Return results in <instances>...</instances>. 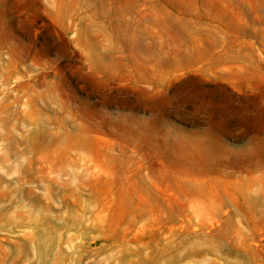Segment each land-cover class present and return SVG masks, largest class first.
Instances as JSON below:
<instances>
[{"label":"rangeland","instance_id":"374dc122","mask_svg":"<svg viewBox=\"0 0 264 264\" xmlns=\"http://www.w3.org/2000/svg\"><path fill=\"white\" fill-rule=\"evenodd\" d=\"M0 264H264V0H0Z\"/></svg>","mask_w":264,"mask_h":264}]
</instances>
